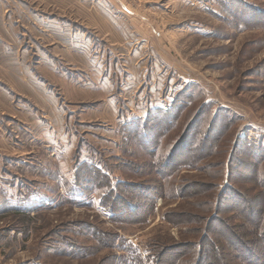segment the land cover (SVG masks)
Here are the masks:
<instances>
[{
    "label": "rangeland",
    "instance_id": "obj_1",
    "mask_svg": "<svg viewBox=\"0 0 264 264\" xmlns=\"http://www.w3.org/2000/svg\"><path fill=\"white\" fill-rule=\"evenodd\" d=\"M47 1L0 0V264H150V251L168 264H187L194 263L197 245L200 257L210 254L216 264H264V238L253 227L264 201L257 179L264 158L252 148H264V0L95 1L99 7L90 0ZM41 11L94 37L88 83L103 84L104 92L89 106L78 104L77 112L65 110L74 105L57 90L67 65L49 45L50 29L35 20ZM102 36L109 40L97 47ZM41 74L48 80L43 91ZM147 83L145 107L136 97ZM111 84L117 110L128 115L119 123L105 110ZM184 88L191 103L157 141L159 148L140 137L124 140L125 121L170 106ZM221 108L231 114L214 117ZM242 135L247 148L242 143L234 151ZM84 159L130 182L128 196L146 219L117 222L97 193L71 194L75 166ZM168 168L176 173L167 177ZM226 183L228 202L208 209ZM155 187L161 194L152 198ZM14 207L23 214L29 208V222ZM252 254L259 255L256 262Z\"/></svg>",
    "mask_w": 264,
    "mask_h": 264
},
{
    "label": "trees",
    "instance_id": "obj_2",
    "mask_svg": "<svg viewBox=\"0 0 264 264\" xmlns=\"http://www.w3.org/2000/svg\"><path fill=\"white\" fill-rule=\"evenodd\" d=\"M224 1V0H220ZM240 2L241 0H231ZM225 2V1H224ZM259 11L262 12L260 9ZM188 88V87H187ZM187 88L185 90L181 89L176 95L174 96L170 106L168 107H156L153 108L145 117H134L127 121H125L121 128V134L122 137L126 142H133L136 141L137 137L144 139L146 144H150L152 146H157L159 148L161 137L165 135V133L169 130V125L173 123L176 117L180 115L181 111L187 107L188 104L191 103V93H188ZM205 106L210 107L211 103H208L207 101L204 102ZM231 114L226 108H221L217 110V113L214 115V117H221L222 115ZM177 119V118H176ZM231 119V117H230ZM157 141H160L157 143ZM262 145H264V140H262ZM157 143V144H156ZM244 143V147L247 148V137L246 135H242L238 137L237 144L234 148V151L237 150L239 144ZM159 144V145H158ZM156 148V149H157ZM176 146L173 149L172 152V161H174L175 155L173 154L174 151H176ZM253 151L257 154V159L261 161L264 158V148L263 146L260 147L259 150H262L261 152L256 151L255 149H258V147H252ZM170 161V159H169ZM181 167V166H180ZM228 172L227 175H231V170L229 168V163L227 165ZM176 171L172 170L171 168L167 169V172L165 175L167 177H170L172 174H175ZM257 179L262 186L264 184V172L260 171L258 172ZM130 182L128 181H117L112 176L111 172L107 170L104 166H102L98 161H95L93 159L88 160L84 159L82 161L77 162L75 166V175L74 180L72 181V188H71V194L78 197H85L90 196L91 193L95 192L98 194V196L101 199V207L103 208L104 212L109 216L110 219L121 222V223H132L137 222L141 219H146L144 217L145 211H143L142 216H138L137 213L140 211L138 207L139 205H136L135 200L130 199L128 194L132 193L128 187L130 188ZM264 188V187H263ZM123 191H125V194ZM231 187L226 183L225 186L220 187V195H222V198L220 196L217 197L216 202H212L209 204L208 209H210V206L213 208V210H217L218 205L221 203V205L226 204L228 202V199L226 198L227 195L230 194ZM160 193V189L158 187H155V192L151 194L152 198H155L157 194ZM229 193V194H227ZM219 195V194H218ZM264 202V201H263ZM263 202L258 205V210H255L254 216H253V227L255 228L257 232V238H264V204ZM150 204L148 205L147 209L150 208ZM7 209H9L7 207ZM13 209L16 210L17 217H22V220L25 222H29V208L24 211L23 214L21 208L14 207ZM146 209V211H147ZM139 210V211H138ZM28 211V212H27ZM138 211V212H137ZM137 212V213H136ZM135 214V215H132ZM215 216V215H214ZM216 217H213L212 219H215ZM261 238V240H263ZM264 241V240H263ZM152 247V246H151ZM198 253L195 254V261L194 263L187 262V264H216L210 254H203L200 257V251H201V245H197ZM259 255H253L249 256L248 258L255 261L256 258H258ZM148 259L150 260V264H168L166 260H164L163 257L160 256V254L153 253L152 251L148 254ZM256 262V261H255ZM21 264H42L39 261H32L29 260L27 262H22ZM219 264V263H217Z\"/></svg>",
    "mask_w": 264,
    "mask_h": 264
},
{
    "label": "crops",
    "instance_id": "obj_3",
    "mask_svg": "<svg viewBox=\"0 0 264 264\" xmlns=\"http://www.w3.org/2000/svg\"><path fill=\"white\" fill-rule=\"evenodd\" d=\"M80 1L82 2L83 0H80ZM90 1L92 3L95 1H97V3H99L101 0H90ZM102 1L107 2V3H113L115 0H102ZM83 2L87 3L88 0H85ZM97 3L95 2V4H97ZM95 4L93 6L97 7L98 4H97V6ZM35 20H37V22H39V25L40 24H46L47 29H50L51 35L49 33L48 34L50 36L48 34L47 35H48V37H51V40L53 39V42H51L53 44H49V45H52V46L54 45L53 47H51L53 52L54 53L57 52L59 54V56L62 55V56H60L61 58L59 56L58 57L61 59V62H64V61L66 62V63L64 62L65 64L64 63L62 64L60 61H57L58 66H60L61 64L63 67H64V65H67V68L64 67V70H63L64 71V77L62 79L58 80V83H60L63 86V88L62 87L57 88V90H60V89L62 90V93H64L65 98L67 100H70V102L73 103V105H74L73 107L75 109L72 108L71 105H69V103H68V105H65V110L69 111L70 113L75 112V111L77 112V107L79 105L82 106V104H84L85 102H87L86 104L88 106L93 104L91 102L97 101V99L93 100L91 102L88 100H90V98L92 99L94 97H97L96 94H98L100 92L103 93L104 89H103V84H101V83L95 84L93 82V85L88 83V82H91V80L88 81L89 78H92L91 74L89 73V69L87 68L88 63H89L88 51H89V47H92L95 45V42L93 41L94 37L92 36V34H90L87 31V29L82 30V28H79V31H77V29L75 28V31L73 32L74 29L71 26H66L65 19H62V18H60V16L58 17V16L53 15L51 13H45L43 11L35 13ZM45 30H46V28H43L42 31L45 32ZM42 34H46V33H42ZM95 35L98 36L99 34H96V31H95ZM55 39H57L59 41H57ZM97 40H99V42L96 44V46L102 47V45H99L100 42L106 43L109 40V38L105 40L104 37L102 36L100 39L97 38ZM124 41L125 42H123V47L125 48V46L127 44H129V41H130L129 37L124 39ZM57 42L60 43L61 45H63V48L65 49L64 50L65 55H63V53L59 51V48L57 46H55V45H58ZM109 45H113V42L112 43L110 42ZM112 47L113 46H110V49H113ZM124 48H122L121 51L124 52ZM123 55H124V57L126 56V54H123ZM65 56L67 59L65 58ZM45 59H47L46 62L48 64V67H52L53 55H51V52H49V55H47V58H45ZM125 59H126V62H128V63H130V61L132 60V58L129 55L127 56V58L125 57ZM57 60H59V59L57 58ZM134 63H135V61H131V64H134ZM128 65L129 64H127V66ZM107 66H111V63L109 62L107 64ZM46 67H45V69H46L45 71L48 72ZM46 72H45V75L50 76V74L46 73ZM18 74H19V72H17V70H15V75L19 79V82L20 81L23 82V80L25 81V79H23L24 75L19 74V76H18ZM41 76L43 78L40 79L41 84H39V88H40V91H43V90H45V88L48 85V83H47L48 80H47L46 76H44L43 74H41ZM102 76H103V73H102ZM21 77H23V78H21ZM19 82H18V84H19ZM114 82L115 81L113 80V82H107V83L109 84V83H114ZM25 84H27L26 81H25ZM145 85L143 86L142 92H140L136 98L139 100V105H141L143 103V104H145V107H146L148 104L147 98H146V93H148L147 89L149 86H151V84L147 83L146 87H145ZM19 86H20V84H19ZM113 87H115V85L113 86V84H111V89H109V91H110L109 96L107 98V101L105 102L106 103L105 104V110L111 112L112 114L114 113L115 117L118 118L117 123H119V118H123L124 116H128V115L124 111H118L119 108L117 110L118 105L114 101ZM20 88L23 91V93L27 94V90L29 88H25L24 86H20ZM141 93H142V95H141ZM4 95H5V93H4ZM88 102H90V104ZM80 103H82V104H80ZM75 104H77V105H75ZM86 108H88V107H86ZM73 109H74V111H73ZM80 110L85 111L84 108H82ZM78 116H81V114H78ZM114 129L117 131L116 126L114 127Z\"/></svg>",
    "mask_w": 264,
    "mask_h": 264
}]
</instances>
